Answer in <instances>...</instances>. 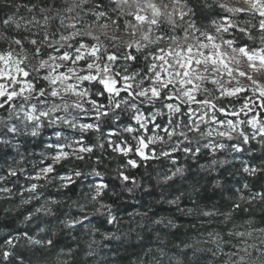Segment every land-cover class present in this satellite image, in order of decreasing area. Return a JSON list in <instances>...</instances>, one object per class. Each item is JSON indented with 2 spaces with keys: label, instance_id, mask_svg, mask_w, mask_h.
Masks as SVG:
<instances>
[{
  "label": "clouds",
  "instance_id": "clouds-1",
  "mask_svg": "<svg viewBox=\"0 0 264 264\" xmlns=\"http://www.w3.org/2000/svg\"><path fill=\"white\" fill-rule=\"evenodd\" d=\"M0 264H264V0H0Z\"/></svg>",
  "mask_w": 264,
  "mask_h": 264
}]
</instances>
